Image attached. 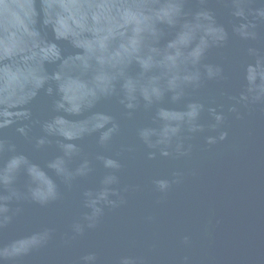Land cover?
<instances>
[{"label": "water", "instance_id": "water-1", "mask_svg": "<svg viewBox=\"0 0 264 264\" xmlns=\"http://www.w3.org/2000/svg\"><path fill=\"white\" fill-rule=\"evenodd\" d=\"M0 264H264V0H0Z\"/></svg>", "mask_w": 264, "mask_h": 264}]
</instances>
